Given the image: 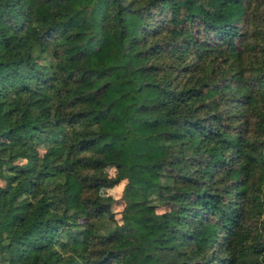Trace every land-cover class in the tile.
<instances>
[{
  "label": "trees",
  "instance_id": "16d2710c",
  "mask_svg": "<svg viewBox=\"0 0 264 264\" xmlns=\"http://www.w3.org/2000/svg\"><path fill=\"white\" fill-rule=\"evenodd\" d=\"M0 264H264V0H0Z\"/></svg>",
  "mask_w": 264,
  "mask_h": 264
},
{
  "label": "rangeland",
  "instance_id": "374dc122",
  "mask_svg": "<svg viewBox=\"0 0 264 264\" xmlns=\"http://www.w3.org/2000/svg\"><path fill=\"white\" fill-rule=\"evenodd\" d=\"M109 172L112 173L111 171ZM122 189L123 185H121L120 187H114L111 190L103 191L102 193L111 196L114 200L119 201L122 195ZM114 208L116 209V212H120L122 210V204L115 205Z\"/></svg>",
  "mask_w": 264,
  "mask_h": 264
}]
</instances>
